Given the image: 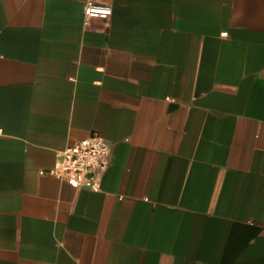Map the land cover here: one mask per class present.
<instances>
[{
  "label": "crops",
  "instance_id": "crops-1",
  "mask_svg": "<svg viewBox=\"0 0 264 264\" xmlns=\"http://www.w3.org/2000/svg\"><path fill=\"white\" fill-rule=\"evenodd\" d=\"M0 264H264V0H0Z\"/></svg>",
  "mask_w": 264,
  "mask_h": 264
},
{
  "label": "built area",
  "instance_id": "built-area-1",
  "mask_svg": "<svg viewBox=\"0 0 264 264\" xmlns=\"http://www.w3.org/2000/svg\"><path fill=\"white\" fill-rule=\"evenodd\" d=\"M112 7L87 1L84 5V23L89 25L95 17L107 18ZM225 33V32H224ZM110 163V146L97 134L78 139L60 151L59 164L53 170L58 177L73 183L88 181L97 171ZM93 186L97 185L93 183Z\"/></svg>",
  "mask_w": 264,
  "mask_h": 264
}]
</instances>
